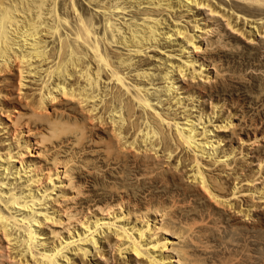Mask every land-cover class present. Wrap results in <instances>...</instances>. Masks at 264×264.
<instances>
[{
    "label": "bare ground",
    "instance_id": "1",
    "mask_svg": "<svg viewBox=\"0 0 264 264\" xmlns=\"http://www.w3.org/2000/svg\"><path fill=\"white\" fill-rule=\"evenodd\" d=\"M244 42L260 62L264 0H0V264L236 262L264 132L206 93Z\"/></svg>",
    "mask_w": 264,
    "mask_h": 264
},
{
    "label": "rangeland",
    "instance_id": "2",
    "mask_svg": "<svg viewBox=\"0 0 264 264\" xmlns=\"http://www.w3.org/2000/svg\"><path fill=\"white\" fill-rule=\"evenodd\" d=\"M78 1H80V3H82V4L85 2V0H78ZM226 3L228 4L226 7H228V8L232 7V6H230V5H232V3H228V2H226ZM85 7H86V9L89 10V7H87L86 5H85ZM91 13H93V12H91ZM98 18L101 19V17H98ZM231 39L228 37L227 42H229V40H230V43H232L233 45H236L237 42L234 39L233 40H231ZM246 45L248 46L250 44L245 43V42L241 43V47H239L240 50L237 49L236 51H234V49H232V51H231L230 50L231 48H230L228 52H226L224 54H221L220 57L217 58V60L215 62L220 66V69L225 74H224V77L222 79L220 78V82H218L219 83L218 84L219 85L218 91L211 90V91H208L210 94H208V92L206 93V95L208 97V98L206 97V100H207L206 104L210 103L209 105L212 106V102H213L214 98H215V100L217 99L218 101H222L223 104L227 103L226 105L233 110V115L236 114V117H235L236 123H239V125L241 123L242 124L245 123L247 125V126L244 125V127H243L244 129H246V127L248 128V125L250 124L249 121H251V119H253V120L258 119L257 120V124H258L259 127L261 126L259 128V131L263 134V132H264V93H262V92H264V89H263L264 88V56H263L264 54H262V57L260 59L261 61L258 62V63L254 62V61L253 62L246 61V58H247V55L249 54V52L250 53H252V52L257 53L256 52L257 49H260V46L258 47L257 45L256 46L255 45H250V47H249L250 50H248ZM251 47H253V48H251ZM244 58H245V61H244ZM261 86H262V88H261ZM219 90H221V91H219ZM213 94H215V95H213ZM243 119H246V120H243ZM250 128H248V130ZM252 129H254V128H251L250 130H252ZM263 143H264V140H263ZM263 146H264V144H263ZM86 176H88L87 177L88 181L87 180L84 181V184H85L84 187H85L86 191L90 192L91 189L94 188L93 182H94V178H96V177L95 176H89L87 174H86ZM103 180H104L103 178H100L101 183L106 182V181H103ZM140 182L141 181L139 180V178L134 180V183H137V186L140 184ZM147 183H148L147 184L148 187H150L149 181H147ZM183 184H185V183H183ZM160 186H162V185H160ZM148 187L146 186V187H144L143 190L142 189L141 190L144 191ZM102 193L103 192L101 191V192L97 193V195L102 196ZM88 194L94 196L96 193H88ZM147 194H148L147 192L145 194L140 193V196L142 198H146ZM202 201L203 200H201V201L199 200L201 205H202L203 202H206V201H203V202ZM199 202H198V204H200ZM190 204H192V202ZM190 204H186L187 206L184 205L185 207L184 206H182V207H184V209L187 207V209L189 211L193 210V209L197 210V208L195 206L197 204H195V202H194L195 205L194 204L190 205ZM260 205H262V204H260ZM206 209H207V207H206ZM206 209H204V210H206ZM211 211H212V209H211ZM224 212L225 211H223V213ZM225 213H226L227 216L229 215V217H227L224 214V216H226L228 218L227 220H229V218L232 217V216H230L231 215L230 212H225ZM206 214H207V212H206ZM218 217L219 216H217V218H215V219H218ZM212 219H214V218H209V221H207V222L208 223L211 222V221L213 222L214 220H212ZM207 222H205V223H207ZM262 222H264V209L263 210H259V212L256 213V218L254 219V221L251 220L250 222L249 221L245 222V220H242V219L237 221V224L239 223L238 226L240 225L239 228L241 227V225H243L242 229L246 228V230H245L246 234L244 232V229L242 230V232L240 231L241 234L244 233L245 235L242 234L240 236V234L239 235L237 234L235 236L233 233H237V232H235L233 230V228L229 229L230 232H231L230 233L231 236L228 235V233H229V232L227 233V231H228L227 227L228 226L223 224V223L218 225V227L221 226L220 228L214 227L213 226V225H215L214 223H212V224L209 223L208 226H205V227L207 228V227H209V225H212L211 226L212 231H213L214 228L216 230H218L217 232H216V230H215V232L213 231L215 234H217V236H221V233H222L223 234L222 237H224V234H225L226 237L227 236L230 237V238H228V237L226 238L228 240L232 239V234H233V238L234 239H235V237L237 238V240L235 239L236 241H238L240 238H241V240L244 239V237L247 235L248 237L246 236L245 239H247L246 241L248 243H246L245 240H242V241L239 240L238 244H237V242L235 243V244L239 245V247H237L238 248V252L239 251H241V252L243 251V252H242V256L240 255V257L237 258L236 262H233V264H238V263L239 264L240 263L250 264L253 261V260H250V259H252L253 255H254L253 258L257 255L256 257H259L264 262V260H263L264 259V256H263L264 255V252H263L264 251V240L260 241V246H258L259 248H257V245L254 242V238H252V234L254 233V227L256 225L257 226L260 225V223H262ZM205 223H200L201 225L199 224L198 226H200V227L202 226L203 227V224H205ZM238 226H236V227H238ZM207 229H210V228H207ZM220 229H221V231H220ZM226 229H227V231H226ZM252 229H253V231H252ZM247 230L250 231V234L247 232ZM212 231H210V233ZM262 231L264 232V228H263ZM210 233H208V234H210ZM243 235H244V237H243ZM249 239H251V240H249ZM243 244H244V247H243ZM214 245L212 244L211 246H214ZM232 248L228 249L229 251H226L225 247L224 248H220V249L216 248V250H214V252L211 249V250L208 251V252H210L209 253L210 256L207 255V257L211 258L212 256H214L213 254L216 253V251L219 252V251H221V249H223L222 251L230 252V250L232 251ZM237 248H233V251L237 250ZM213 249H214V247H213ZM251 250H253V251H251ZM258 251H259V253H258ZM261 254H262V256H261Z\"/></svg>",
    "mask_w": 264,
    "mask_h": 264
}]
</instances>
